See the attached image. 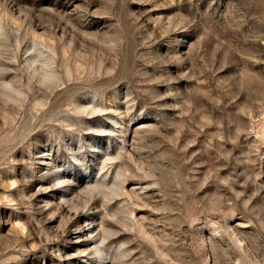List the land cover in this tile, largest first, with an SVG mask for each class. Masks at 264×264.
Returning a JSON list of instances; mask_svg holds the SVG:
<instances>
[{
    "label": "rangeland",
    "instance_id": "rangeland-1",
    "mask_svg": "<svg viewBox=\"0 0 264 264\" xmlns=\"http://www.w3.org/2000/svg\"><path fill=\"white\" fill-rule=\"evenodd\" d=\"M0 264H264V0H0Z\"/></svg>",
    "mask_w": 264,
    "mask_h": 264
}]
</instances>
